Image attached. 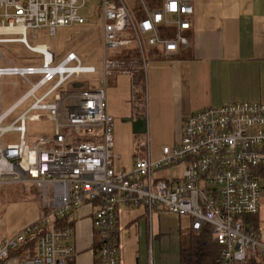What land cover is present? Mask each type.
Instances as JSON below:
<instances>
[{"label":"built area","instance_id":"obj_1","mask_svg":"<svg viewBox=\"0 0 264 264\" xmlns=\"http://www.w3.org/2000/svg\"><path fill=\"white\" fill-rule=\"evenodd\" d=\"M140 1L137 16L126 0H99L105 74L104 85L95 88L73 79L96 72L95 66L84 65L75 52L58 59L48 45L27 40L29 30L35 35L45 28L55 35L60 27L84 24L79 10L87 0H0V43L21 42L42 61L20 65L0 51V79L15 76L29 85L7 110L0 106V187L31 183L44 196L51 191L52 202L17 232L0 235V264H75L74 223L86 204L93 207L100 264L122 263L119 215L127 205L188 216L196 232L209 226L221 248L219 264H264V225L251 218L264 210V101L225 102L191 112L181 140L163 146L160 158L152 159L145 142L131 169L114 168L107 76L133 74L137 61L126 56L134 49L145 63L146 45H162L164 54L173 55L190 44L186 31L193 0H153L152 6ZM70 80L82 86L72 93L59 91ZM52 95L54 101L48 102ZM31 98L22 114L4 124ZM44 116L55 122V132L29 143L26 120ZM10 132L18 140L5 144ZM180 166L174 174H162Z\"/></svg>","mask_w":264,"mask_h":264},{"label":"crops","instance_id":"obj_2","mask_svg":"<svg viewBox=\"0 0 264 264\" xmlns=\"http://www.w3.org/2000/svg\"><path fill=\"white\" fill-rule=\"evenodd\" d=\"M193 4L191 27L186 31L190 44L180 46L173 55L164 54L162 45H146L145 64L136 63L133 74L124 75L128 92L131 96L135 94L136 98L143 95L140 89L146 78L147 111L133 108L123 121L132 127L129 118L142 114L147 128L150 124L159 128L161 136L173 141L171 145L182 138L185 119L191 112L225 102L264 101V0H193ZM132 51L138 53L135 49ZM135 70L143 72V80L137 83L133 76ZM14 81L27 85L19 77ZM122 81L125 83V80ZM78 82L70 81L69 90L65 92L78 88L75 86ZM110 99L108 90V111L114 116L116 113L111 108ZM134 134H139L140 146L145 142L150 146L147 131ZM38 137H31L29 143L35 142ZM139 150L133 156V164ZM135 207L123 206L119 215L122 240L128 237L127 242L135 243L130 251L125 245L121 264H152L151 244L154 236L156 239L161 236L163 211L155 208L150 213L145 205ZM92 210L93 207L87 204L78 210L74 223L75 264H95L94 246L99 242V234L93 228ZM155 216L156 225L153 222ZM188 220L191 224L189 217ZM132 231L134 240H130Z\"/></svg>","mask_w":264,"mask_h":264},{"label":"rangeland","instance_id":"obj_3","mask_svg":"<svg viewBox=\"0 0 264 264\" xmlns=\"http://www.w3.org/2000/svg\"><path fill=\"white\" fill-rule=\"evenodd\" d=\"M126 1L135 15L138 16V14H141L140 0ZM145 1L152 6L153 0ZM79 12L86 18L84 24L60 27L57 29L55 35H51L45 28L37 29L35 35L32 30H29L27 32V40L31 45L40 43L48 45L56 56H58V59L63 58L68 52H75L84 65H93L97 71L94 73L82 74L80 77L73 79L89 82L90 85L95 88L102 87L104 83L101 82V77H104L105 69L103 24L101 15H99V0H87L86 5L82 7ZM0 51L13 62L18 63L17 61H19L18 64L20 65L33 64L40 66L42 64L40 55L28 50L23 43L18 41L0 43ZM109 53L111 54L112 52ZM3 63H6L5 58H3ZM144 64L143 62V65ZM124 75L127 76L129 73L114 71L107 76V89L110 90L111 94V108L114 109L116 113V115H112L114 119L112 153L113 165L117 171L131 169L134 154L136 155L139 149L147 148L146 146H140L139 134L132 133V127L123 121L133 108H137L140 112L147 111V98L145 95L147 87L146 78L140 89L143 95L136 98L135 94L131 96L130 92H128V82ZM14 80H18V77L6 75L1 78L0 91L2 111L7 110L29 88V85H21L20 82L14 84ZM122 80H125V83ZM70 81L66 82L59 91L69 90L68 85ZM51 85L52 83L43 87L38 92V95L48 90ZM69 92L72 93L75 91L70 90ZM33 101L34 99L31 98L18 107L12 115L4 121V124L11 123L22 114ZM48 102H53V96L48 99ZM134 105L136 106L134 107ZM25 126L26 139L28 142H30L31 137L36 138L43 134H53L55 132V122L46 117H42L40 120L27 119ZM160 132L159 128H154L153 124H150L147 128V133L151 140L150 151L152 159L160 158L163 145H171L173 143V141H169L167 137L161 136ZM3 139L6 144L9 140L17 141L18 135L15 132H10L7 133ZM180 140L181 138L177 142ZM181 168L182 166L179 167V170H177L178 168L176 167L165 169L162 174L171 175L176 171H180ZM261 185L264 188V176L261 178ZM41 191L40 188L31 183L4 185L0 187L1 236L7 235L10 232H17L21 227L38 218L43 211L48 209L49 205H52V202H50L51 191H48L45 196ZM46 199H48L47 203ZM44 201L46 204H44ZM163 213L161 217V236L159 239H156L154 236L155 240L151 244L150 254H153L154 261L152 264H181L180 248L183 244L188 242L190 222L188 217L168 216L165 211H163ZM251 218L255 221L257 220L261 225H264V210ZM153 222L156 225V216L153 217ZM134 237L135 235L132 231L130 240H134ZM127 241H129L128 237H124L121 242L123 252L126 244L127 251L135 247V243Z\"/></svg>","mask_w":264,"mask_h":264},{"label":"trees","instance_id":"obj_4","mask_svg":"<svg viewBox=\"0 0 264 264\" xmlns=\"http://www.w3.org/2000/svg\"><path fill=\"white\" fill-rule=\"evenodd\" d=\"M117 56H122L120 52H117ZM128 60H136L137 65L141 64V56L139 52L130 51L127 56ZM136 71V70H135ZM137 72V71H136ZM134 72L135 82L143 80V72ZM134 82V84H135ZM264 176V169L261 170ZM255 221V220H254ZM256 223H259L256 220ZM34 239L30 240L33 244ZM97 245H95V264H100L98 257ZM221 248L214 238L211 228L205 226L202 230L196 232L192 228L189 230V238L186 244H183L180 248V263L181 264H219L218 259L220 256Z\"/></svg>","mask_w":264,"mask_h":264},{"label":"water","instance_id":"obj_5","mask_svg":"<svg viewBox=\"0 0 264 264\" xmlns=\"http://www.w3.org/2000/svg\"><path fill=\"white\" fill-rule=\"evenodd\" d=\"M75 86L81 87L82 83L78 82ZM129 121L132 124V130L134 133H146L147 131V122L144 115H137L135 117L129 118Z\"/></svg>","mask_w":264,"mask_h":264}]
</instances>
